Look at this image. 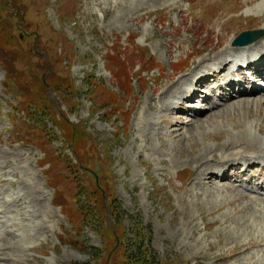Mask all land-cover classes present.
<instances>
[{
	"label": "rangeland",
	"instance_id": "obj_1",
	"mask_svg": "<svg viewBox=\"0 0 264 264\" xmlns=\"http://www.w3.org/2000/svg\"><path fill=\"white\" fill-rule=\"evenodd\" d=\"M263 3L0 0V264H126L139 250L157 264H264V200L209 177L262 152L264 99L163 117L189 72L178 62L189 55L194 69L264 29ZM24 22L36 53L35 38L19 41ZM48 72L74 89L49 91L44 106L31 74L38 89ZM61 125L78 137L75 154ZM247 135L254 148L238 141ZM96 165L97 180L85 170Z\"/></svg>",
	"mask_w": 264,
	"mask_h": 264
},
{
	"label": "bare ground",
	"instance_id": "obj_2",
	"mask_svg": "<svg viewBox=\"0 0 264 264\" xmlns=\"http://www.w3.org/2000/svg\"><path fill=\"white\" fill-rule=\"evenodd\" d=\"M264 6V3L262 7ZM232 54H238V55H243L246 58H248L252 64L253 69H255V72H261V77H264V38L259 40L258 42L246 46L243 48H236L234 46H230L229 49L225 50L224 54H222L221 58H218L219 56H215L212 60L210 59H203L199 60L195 66L194 69L189 70L190 72L187 73V75L181 76L178 78V83H177V88L181 89V91H171V96H172V101L170 103H173V105L169 109L165 110V112L168 113V118H171V114L173 111L178 112H184L183 110V104L187 101H192L193 104L196 102L195 99L201 98V88L205 85H208L211 78H216L217 76L223 75L226 73L227 67L230 65V60L229 58L231 57ZM258 59L256 63H252L254 59ZM188 68V67H187ZM189 69V68H188ZM260 70V71H258ZM249 79L246 77H243L241 79V82L243 83H248ZM186 86V87H184ZM229 86L234 87V83H230ZM258 85L253 84L252 90H243L239 93V95H235L237 98H241L247 95H251L260 99H264V96H261L260 93L263 91L262 89H259L257 87ZM233 89V88H232ZM249 93V94H248ZM205 100H209L208 98ZM233 102V101H232ZM231 102V103H232ZM225 105V104H224ZM229 105V104H228ZM227 105V106H228ZM168 108V107H166ZM172 108V109H170ZM195 109L191 110H186L185 112L188 113H195ZM174 114V113H173ZM198 115V117H204L207 115L205 112L201 111H196L195 113ZM175 115V114H174ZM168 120V119H167ZM230 140V139H229ZM238 141H242L243 144H248L252 143V146L254 148L253 144H257V142L250 136H241ZM229 142H233L231 139ZM241 142V143H242ZM228 145V143L224 146V148ZM250 145H248L250 147ZM259 145V144H258ZM262 146V145H261ZM262 152H258L261 156H247L248 158H252L250 160L251 164H244L242 161V158H233V159H228L226 160L227 162L219 165L218 167L215 168L214 174H209V177L212 176L213 178L218 177L219 179L221 178L222 180L229 181L230 184L226 188H230L233 190H238L236 188L235 183L239 180L240 175L247 176L250 180L253 181V178L259 177V179H264V146L261 149ZM257 153V154H258ZM255 154V155H257ZM240 156V155H239ZM248 158H245V161L248 160ZM257 160L259 162H257ZM226 164V165H225ZM225 165V166H224ZM242 168V172L237 173L239 171V168ZM235 171V176L231 177L228 172L229 171ZM258 180V179H257ZM249 183H252L251 181L248 180ZM227 185V184H226ZM252 191L257 192L258 189L257 187H252ZM240 192V191H239ZM243 193V192H241ZM245 194V193H243ZM252 201L261 203L259 199L252 198ZM259 203V204H260Z\"/></svg>",
	"mask_w": 264,
	"mask_h": 264
},
{
	"label": "trees",
	"instance_id": "obj_3",
	"mask_svg": "<svg viewBox=\"0 0 264 264\" xmlns=\"http://www.w3.org/2000/svg\"><path fill=\"white\" fill-rule=\"evenodd\" d=\"M62 84H64V83L59 79H57V80L53 79L52 80V86L55 87L54 89H56V90H59V88H63L65 84L64 85H62ZM65 87H68V86H65ZM62 90H64V89H62ZM39 92L41 93L43 100L46 98V104L44 105V106H46L47 103L50 102V100L48 99L47 92L44 88H40ZM118 212H119V210H114L113 213H118ZM136 245L140 248H143L141 246V244L137 243ZM156 260L157 259L152 258L151 255L145 254V252H143L142 250H139V253L129 256L126 264H157Z\"/></svg>",
	"mask_w": 264,
	"mask_h": 264
},
{
	"label": "water",
	"instance_id": "obj_4",
	"mask_svg": "<svg viewBox=\"0 0 264 264\" xmlns=\"http://www.w3.org/2000/svg\"><path fill=\"white\" fill-rule=\"evenodd\" d=\"M264 36V30L242 33L234 42V46H244L255 42Z\"/></svg>",
	"mask_w": 264,
	"mask_h": 264
}]
</instances>
